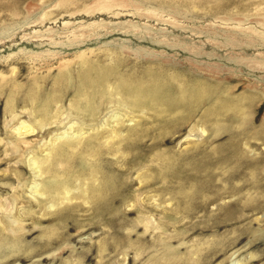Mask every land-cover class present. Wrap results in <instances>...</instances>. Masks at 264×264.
Returning a JSON list of instances; mask_svg holds the SVG:
<instances>
[{"label":"rangeland","instance_id":"rangeland-1","mask_svg":"<svg viewBox=\"0 0 264 264\" xmlns=\"http://www.w3.org/2000/svg\"><path fill=\"white\" fill-rule=\"evenodd\" d=\"M0 264H264V0H0Z\"/></svg>","mask_w":264,"mask_h":264},{"label":"bare ground","instance_id":"bare-ground-1","mask_svg":"<svg viewBox=\"0 0 264 264\" xmlns=\"http://www.w3.org/2000/svg\"><path fill=\"white\" fill-rule=\"evenodd\" d=\"M126 81H127V80H126ZM152 84H153V83H152ZM154 88H155V87H154ZM156 89H157V88H156ZM122 95H123V94H122ZM128 95H129V94H128ZM83 100H85L86 102H90V101H88V100H86V99H84V98H83ZM81 101H82V99H81ZM81 101H80V102H81ZM120 104H121V103H120ZM167 106H168V105H167ZM108 187H109V186H108Z\"/></svg>","mask_w":264,"mask_h":264}]
</instances>
